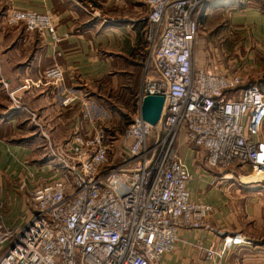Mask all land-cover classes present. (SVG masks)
Segmentation results:
<instances>
[{
  "label": "built area",
  "instance_id": "2783aa9c",
  "mask_svg": "<svg viewBox=\"0 0 264 264\" xmlns=\"http://www.w3.org/2000/svg\"><path fill=\"white\" fill-rule=\"evenodd\" d=\"M141 1L147 23L138 110L118 137L97 126L92 135L77 129L68 142L54 144L45 133L56 176L34 188L24 222L8 224L0 199V264H162L180 231L210 229L215 211L193 199V174L180 147L202 150L221 181L248 169L264 174V90L245 81L246 64L229 71L197 63L200 17L211 0ZM7 23L47 34L53 48L66 38L52 11L11 9ZM217 50L225 51L224 44ZM65 76L60 64L43 73L54 86ZM150 94L165 97L155 125L141 114ZM18 188L25 190L26 181ZM251 245L241 233H226L199 251L205 264H223Z\"/></svg>",
  "mask_w": 264,
  "mask_h": 264
},
{
  "label": "crops",
  "instance_id": "0c3cea01",
  "mask_svg": "<svg viewBox=\"0 0 264 264\" xmlns=\"http://www.w3.org/2000/svg\"><path fill=\"white\" fill-rule=\"evenodd\" d=\"M243 4L239 8L236 0H211L201 19L236 10L230 16L229 28H247L257 39L256 46L264 50V10L259 2ZM84 6L86 3L77 0H0V199L6 204L8 224L29 219L34 188L56 176V166L48 159L45 133L54 144L68 142L77 129L92 135L97 126L105 127L107 135L114 137L124 130L120 119L131 121L139 108L137 98L145 75L147 10L143 17L132 11L119 24L109 23L114 17L108 20L97 11L86 12ZM11 9L54 12L57 30L66 38L53 48L47 34L30 32L22 24L9 25ZM118 19L123 20V16ZM201 33L199 46L210 42L209 35ZM252 56H246L247 63ZM204 60L199 65H204ZM55 64L66 69L60 86L43 78L44 70ZM247 68L250 70V66ZM112 95H126L130 102L122 100L120 104ZM193 147H180L193 174L188 187L194 200L215 207L208 219L211 227L182 229L174 251L164 255L162 264H205L199 247L218 244L226 233H241L252 240V245L235 249L223 264H264V197L232 190V186H210L215 175L195 166L202 158L195 154V150H201ZM203 160L206 163L205 156ZM239 175L243 183L264 181L263 177ZM22 180L26 181L25 190L18 188ZM260 186L264 190V183Z\"/></svg>",
  "mask_w": 264,
  "mask_h": 264
},
{
  "label": "rangeland",
  "instance_id": "374dc122",
  "mask_svg": "<svg viewBox=\"0 0 264 264\" xmlns=\"http://www.w3.org/2000/svg\"><path fill=\"white\" fill-rule=\"evenodd\" d=\"M78 3L84 4L86 3V7L88 11L86 12H98V15L103 18H112L114 19L109 20V23H122L125 22V18L127 16H130L129 14L136 13V16L143 17L146 14V7L142 3L141 0L132 2L131 0H85L83 2L82 0H77ZM88 3L91 4L88 5ZM93 9V10H92ZM233 12H236V10L233 11H225L224 13L219 14H213V16L210 15L208 19L203 18L200 21V28L197 35V47H196V56H197V63L201 62L203 58L205 59L203 62L204 65L209 64H217L220 67H223L225 69H228L229 71H235L237 68L242 67V65L247 64V66H250V70H248L247 74H245V81L249 83H256V82H263L264 83V50L261 49L260 46H256V38L253 37L247 28H229L230 24V16L233 14ZM92 14V13H91ZM122 14V15H121ZM92 16V15H91ZM120 16H123L122 19H118ZM122 20V21H121ZM108 22V21H107ZM203 33H206L209 35V41L210 42H203L202 46H199V36ZM224 41V48L225 51H219L217 48L221 44V42ZM202 51L204 54L202 55ZM200 52V53H199ZM226 53L225 55L223 53ZM263 52V53H262ZM250 54H253L250 59V64L247 63V57H250ZM247 56V57H246ZM249 64V65H248ZM89 96V94H88ZM112 99L115 102L122 103L123 101H126L129 103L130 98L126 95H112ZM126 103V102H125ZM90 104V103H89ZM90 108L94 107L93 105H89ZM130 122V118H121L119 123L123 126L124 130L117 135L120 136L125 129L127 128L128 124ZM103 125V124H102ZM104 126V125H103ZM112 129V128H111ZM114 132H118V130H114ZM200 154L201 160H198L195 164L196 167H204L208 172H210L212 175H215V179H213L210 182V186H216L219 185L220 187H231L232 190H242V191H249L250 194L256 196L257 194H262L260 196L264 197V190L260 186L264 181L261 183H243L240 179L239 174H235L234 178L227 180V181H221L219 180L218 176H220L221 172L219 169H213L209 167L206 163L204 158V152L201 150L199 152L198 150H195V154ZM198 154V155H199ZM195 157V156H194ZM50 159V158H48ZM49 161V160H47ZM220 172V173H219ZM245 176H249L251 178H259L258 174L253 172V170L248 169L245 170L243 173H241ZM221 181V182H220ZM257 184V186H256ZM255 185V186H254ZM211 188V187H210ZM6 209V204L4 202V210ZM233 210L236 209V207L232 208ZM260 229V228H258ZM257 229V230H258ZM255 230V229H254ZM261 231H258V233Z\"/></svg>",
  "mask_w": 264,
  "mask_h": 264
},
{
  "label": "water",
  "instance_id": "95a60500",
  "mask_svg": "<svg viewBox=\"0 0 264 264\" xmlns=\"http://www.w3.org/2000/svg\"><path fill=\"white\" fill-rule=\"evenodd\" d=\"M165 97L163 95H146L141 104V114L144 120L155 125L161 118Z\"/></svg>",
  "mask_w": 264,
  "mask_h": 264
},
{
  "label": "trees",
  "instance_id": "16d2710c",
  "mask_svg": "<svg viewBox=\"0 0 264 264\" xmlns=\"http://www.w3.org/2000/svg\"><path fill=\"white\" fill-rule=\"evenodd\" d=\"M235 1V0H234ZM237 2H238V6H239V8L240 7H243L244 6V4L243 3H251V2H259V4L261 5V7H262V9L264 10V1L262 0H236ZM202 18V16L200 17V19ZM248 83H249V81H248ZM250 83H252V82H250ZM256 83H258L260 86H261V88L264 90V83L263 82H256Z\"/></svg>",
  "mask_w": 264,
  "mask_h": 264
},
{
  "label": "bare ground",
  "instance_id": "6f19581e",
  "mask_svg": "<svg viewBox=\"0 0 264 264\" xmlns=\"http://www.w3.org/2000/svg\"><path fill=\"white\" fill-rule=\"evenodd\" d=\"M256 174H258V176H259V178H264V174H262V173H259V172H257V171H254ZM239 174V173H238ZM241 174V173H240Z\"/></svg>",
  "mask_w": 264,
  "mask_h": 264
}]
</instances>
